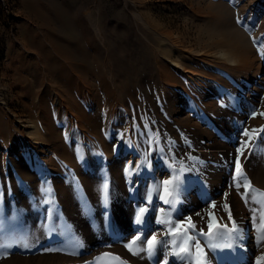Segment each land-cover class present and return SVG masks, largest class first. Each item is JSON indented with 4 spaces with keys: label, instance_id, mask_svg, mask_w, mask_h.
Listing matches in <instances>:
<instances>
[{
    "label": "rangeland",
    "instance_id": "obj_1",
    "mask_svg": "<svg viewBox=\"0 0 264 264\" xmlns=\"http://www.w3.org/2000/svg\"><path fill=\"white\" fill-rule=\"evenodd\" d=\"M208 1L223 3L229 11L223 15L209 14L212 9L206 6ZM219 16L220 27L236 31L238 39H241V34L237 31H240L253 49L251 54L256 58L255 69H252L255 75L250 77L253 79L250 82L251 88L252 85L255 87L252 88L254 91L251 97L239 99L237 93L242 81L222 74L219 76L228 81V85L225 88L213 87L216 94H220L218 97H204V100L212 99L216 107L221 109L225 108L224 105L229 109L238 106V109L234 108V113L220 115V123L224 124L225 129L219 125L215 128L206 127V132L217 142L220 150L200 147L191 141L186 132L184 134L186 126L174 119L177 115L169 112V100L166 99L170 91L182 89L183 85L176 84L181 88L170 83L164 85L155 66L158 60L167 62L162 49H170V43L159 33L168 34L173 39L179 38V48L171 51L172 59L180 57L189 67L195 66L193 62L202 64L201 60H197L201 56L195 50L206 44L208 31L217 30ZM238 18L241 21L239 23ZM67 61L74 64L76 70L68 69L70 62ZM77 70H83L91 78L92 88L80 84V92L75 91L73 95L79 96L75 98L88 114L94 115L96 112L97 133L81 131L75 118L66 113L65 122L63 106L50 101L48 103L54 110L56 117L51 112L52 122L58 128L62 141H72L85 148L81 152L82 160L86 155L98 156L102 167V161L114 158V161L136 169L139 157L137 149L150 151V162L154 160L153 163L158 165L152 167L149 163L148 168L160 172L157 183H161V177L167 172H175V181L171 188L168 187L172 193L182 185L190 184L194 178L201 185H207L209 173H223L220 190L226 192L224 197L209 201L206 212L198 218L192 213H185L181 227L172 231L171 237H165L164 245L172 242L173 233L177 237L175 245L172 242L166 252L170 248L179 250L183 246L189 248L192 257H197L205 250L216 252L213 247L220 245V236H225L230 228L228 207L225 208V205L231 203V196L227 195L238 193L247 204L251 202L255 206L259 224L255 231V250L257 258L263 254L264 240L259 237L264 232V187L261 186L259 173L263 171L260 164L264 162V132L260 131L264 128V0H0V101L11 119L32 112L37 117V109L29 104L51 89L47 81L42 79L41 73L55 76V79L45 78L56 85L63 83L70 74V77L77 80ZM222 73L227 72L222 70ZM189 87L184 85L185 90L195 93ZM193 87L197 88L195 84ZM104 88L112 93L111 98H122L123 103H119V100H111L109 103ZM127 92H130L129 96ZM180 95L183 102L176 104L181 109L180 115L196 122V104L191 105L195 96L184 93ZM94 97L100 100L99 109L97 105L94 106ZM86 100H93V105L88 106ZM37 123L41 125L40 120ZM158 129L161 135L155 137ZM246 131L252 136L250 142L249 136L245 135ZM168 135L172 138L169 139ZM246 142L247 146L243 147L241 155L240 150ZM131 144L135 146L134 151L129 149ZM151 144L155 146L154 149L159 148L151 151L148 148ZM223 144L230 149L228 157L227 151L222 149ZM2 151L5 152V149L0 141V153ZM237 158L243 173L239 177ZM71 182V200L68 193L63 192L67 187L64 183L59 186L56 181L49 182L43 188L35 189L32 202L36 203L39 195L41 202L35 210V219L31 221L29 209H23L22 201L19 203L14 197L15 193L7 190L0 181V194L3 191L0 200V264H139L142 252L140 244L144 245L146 240H151L155 233H150L151 236L146 239L141 235L139 240L136 233L143 226L150 225L148 223H155L157 216L150 214L147 209L142 222L137 224L136 215L140 208H145L140 204L148 202L149 195L157 199L160 185L155 183L152 190L149 188L152 193H137L134 202L138 208L133 207L134 211L129 212V215L122 213L126 215L125 219L120 216L113 218V225L118 221L119 227L106 232L102 224H108L111 208L117 204L113 192L117 181L108 191L107 203L105 190L101 186V198L98 200L99 206L102 205L98 210L102 214L101 221L90 214L93 198L87 193L89 187L86 182L80 177H73ZM128 200L132 201L129 197ZM178 205L173 202L172 208ZM189 221L194 228L188 227ZM97 229H100L98 235ZM127 229H132L131 234L120 237L118 232L124 234ZM189 236L192 239L185 245ZM197 242L200 252L195 248ZM232 244L235 243L230 242L231 250L234 249Z\"/></svg>",
    "mask_w": 264,
    "mask_h": 264
},
{
    "label": "bare ground",
    "instance_id": "obj_2",
    "mask_svg": "<svg viewBox=\"0 0 264 264\" xmlns=\"http://www.w3.org/2000/svg\"><path fill=\"white\" fill-rule=\"evenodd\" d=\"M206 6L212 9V11L209 12V14L212 15H223V13L229 11L228 7L220 2L212 3L208 1L206 2ZM217 18L219 20L216 23L218 26V28L216 27L217 30L210 32L208 31L209 36L207 35L208 39L206 44L201 48L195 50L197 55L201 56V58H197V60H201L203 65L201 63L199 64V62L195 58L194 60L198 63L193 62L195 66L190 67L186 64L187 62H185L184 60H180V57L172 59L171 51L177 50L179 48V38L173 39L168 34L159 33L163 35L165 41L170 43V49H162L164 55L166 56L165 58L167 59V62L164 63L158 60L156 61L157 65L155 66L161 74L160 80L164 85L167 83L172 84V86H175L177 83L183 85L182 89H176L175 92L170 91V95L166 99L169 100V112L171 114L173 113L177 115L174 119L178 123H182L184 126H186V128H184V134L186 132L187 135L191 137L192 140H190L194 144H199L200 147L214 149L218 148L220 150V147H217V142L210 138L209 133L206 132V127L215 128L217 125H219L222 129H225L226 127L224 126V124L220 123V115H225V113L232 114L235 112L234 108L238 109V106H234V108L231 107L229 109V107H226L227 105H224L225 108L221 109V107H216L212 99L204 100V97L206 95L211 96L212 98L218 97L220 94H216V92L213 90L215 88L213 87L220 88V86L224 87L228 85V81L226 82V80L221 78L219 74L228 75L232 78H238L242 81V83L240 84V90L237 93L239 99L244 98L246 100L249 96L251 97V94L254 91L253 89L255 87L252 85L253 89L251 88L250 82H252L253 79H251L250 77L255 75V73L252 72V69H255L256 58L253 54H251L253 49L249 45L246 37H244V35L240 31H237V33L241 34V39L236 38V31H228V29L220 27V16ZM93 27L95 28V26ZM68 65V69L71 68L73 71L76 70L74 64H72L71 62L68 63ZM198 65H200V67H198ZM222 70L226 71L227 73L223 74ZM76 73L78 77L77 80H74L73 77H70V74L69 77L67 76L68 78L63 83H56V85L51 80H47L45 78L47 77L55 79V76L51 75L50 73L40 74L42 76V79L47 81L51 89L48 92L43 93V95L37 96L34 101H30V107L32 106L33 109H37V117H35L32 112L30 114L21 116L15 115L16 119H11L10 115L6 111L7 109H4L2 105L3 103L0 101V141L2 142L5 149V152H3V150V153H0V181L5 185L4 187H6L7 190L13 191V193H15V195H13L15 199L19 201V203L20 201H22L21 203L23 209H29L28 215L31 221L35 219V210L39 207L38 203L41 202V200L39 199L40 195L36 198V203L32 202L33 199L31 198L34 197L33 191L37 188H43L45 185L49 184V182L53 183L54 181H56L57 184L59 183V186H62V184L67 181L66 184H64L67 186L66 188L70 189V191L68 192V189L63 187V192L64 194L68 193V197L70 199L72 198L73 192L71 190V187H73V185H71L73 177H80L86 182L87 186L89 187V189L86 187V189H88L87 193H89V195L93 198L91 201L92 208L90 209V214L93 216V218H96L97 221H101L102 214L98 211L99 207L102 208V205L99 206L100 201H98L99 198H101V186L104 189V185L107 184L109 191L114 183H116L115 181H117L115 185L116 190L113 191L115 193L114 201H116L117 204L111 208L112 214L107 219L108 224H102V229L104 231L112 232L111 230L117 229L119 227L118 221L115 225H113V218H117L120 216L121 219H125L126 215L122 213L125 212L128 215L129 212L133 213L134 208H138L136 203L134 202L137 193L146 194V192L149 191V188L151 189L153 185L157 183L156 180L157 178H160V172L156 173L152 170V168H150V171L148 165L150 163V165L154 167L157 166L158 163L157 165L153 163L154 160L150 162V151L146 152L145 150H140L136 147L137 152L139 153V157L136 161L138 163L136 169L130 168L129 166H127V164H122V162H116L114 161V158H108L109 160L102 161L103 165L101 167V165H99L100 161L98 159V156L93 157L86 155L82 160L81 152H83V150L85 149L84 147H82V145L80 146L78 144H74L72 141H65L66 144L64 145L65 142L62 141V137H60L58 128H55V125L52 122L51 112L54 115V110H52V106H49L48 101H50V103L54 102L56 104H60V106H63L65 115H62L63 119H67L66 114H69L71 118H75L74 121H76V123L80 126L81 131L91 132L94 134L97 133V122L95 121V119L98 116L96 112L94 115L88 114L78 104L75 98L76 95H73V92L75 91L80 92V84H83L88 88H92V83L90 81L91 78L89 79V76L85 74L83 70H77ZM193 84L197 86L196 89H194ZM184 85L186 86V88L191 86L195 93L193 91H187L188 89L185 90L186 88L184 89ZM175 87L181 88V86L179 85H176ZM191 88L189 87V90ZM104 89L107 90L104 93L106 94L109 103H111V100H119V103H123L122 98L120 99L119 97L114 96L111 98L112 93L109 92L107 88ZM178 90H181V93L177 92ZM129 93L130 92H127L128 96ZM182 93L186 95L192 94L193 97L195 96V100H193V103L191 101L190 102L191 105L196 104L195 109L198 111L197 117H194V119H196V122L193 119L188 118L187 116L180 115L181 111L179 110L181 109L176 104L183 102V98L180 95ZM118 94H120V92ZM85 98H87V96H85ZM86 101V103H88V106L93 105V100ZM96 105L97 109H99L100 100L98 97H94V106L96 107ZM221 106H223V104H221ZM169 112L167 113L170 114ZM11 115L14 114L12 113ZM54 117L56 116L54 115ZM55 119L57 118H54V120ZM37 120L41 121V125L37 123ZM172 121L173 119L171 120V122ZM15 122H18V124H16ZM62 127H65V125H63ZM160 129H158L159 132L154 135L155 137L161 135ZM152 130L155 131V128H153ZM168 138L170 139L172 137L168 135ZM157 141L155 140V142ZM14 142H16V145H14ZM95 142L96 141L93 142L94 145L96 144ZM223 145L222 149H224V151H227L226 155L228 157V155L230 154V149H228L227 145ZM96 146L97 145H95V147ZM129 147L128 148L130 150L134 151L135 146H132L131 144ZM148 148L151 149V151H156L159 147L154 149L155 146L151 144ZM221 153L224 152L222 151ZM153 156H155V154ZM103 157L105 156L103 155ZM116 157L119 158V156ZM260 165L261 170L263 171L259 173V178L262 182L261 186L264 187V162H261ZM147 168L149 171L146 170ZM174 177V171L167 172V174L161 177V183H157V186L160 185L158 189V196H156L157 199L154 198L155 196L153 195L151 196V199H149L150 195H147L149 201L146 199L148 202H145L143 200L145 203L142 202L143 204H140L144 205L145 208L148 209V212L150 214H156L157 219L155 223H148L150 225L143 226L141 230L136 233V237H140L142 235V237L144 236L146 239L151 236L149 235L150 233L154 232V236L159 242L155 245L151 253L147 248V240L144 245H141L139 243L142 249V252H140L141 260L139 261V264H165V262H167V264H195L198 259L202 260L203 264H257V261L260 259L259 257L264 256V252L263 254L258 255L257 258V252L255 250V231L257 230V228H259V224L255 215V206H253L251 202L249 203L250 205L247 204L246 201H244L238 193H235V195L232 193L228 194L229 196L227 195V197L231 196V203H229L227 206V218L228 222L230 223V228L225 236H220L221 246L217 245L216 247H213L216 252H213L212 249L210 251L205 250V252H200L197 257H192L191 255L187 254L175 255L173 253L178 252L179 250L174 248L173 250L170 248L168 249L169 252H166V248L171 247L170 245L173 241H176L177 237L173 233L172 242H168V245H164L165 237H171L172 231H177L176 225H180L181 223H183L185 213H189V215L192 213L198 218L206 212L209 201H211L212 199L217 200L219 196L221 198L224 197V193L226 194V192L220 190V182H222V178L224 177L223 173L221 174L220 172L209 173L206 178L208 183L207 185H201L199 181L194 178V180L190 184H185L184 186L182 185L178 190L175 189L173 193L171 192V195H168V192L170 191L165 192L164 181L173 182L175 181ZM47 179H50L48 180V183ZM171 185L172 183L168 185L167 188L169 186L171 188ZM60 189H62V187ZM151 190L149 191V193H152ZM126 192L128 193L127 195ZM2 193L0 194V200L2 198ZM124 197H126L125 200ZM128 197L132 201H129ZM165 200H167L168 202H165ZM122 201L123 204L121 203ZM173 202H177L180 205H178L177 208H172ZM88 216L89 215H87V217ZM90 217L91 216H89V218ZM127 217L129 218V216ZM159 220L161 221L159 222ZM94 222L95 221H93V224ZM95 225L97 224L95 223ZM96 227L99 228L98 226ZM234 228L235 231H233ZM93 229H95V227ZM97 230H99V232H97L98 235L100 234V229ZM131 231L132 229H127L123 232L124 234L120 232H118V234L120 235V237L123 235L126 236L131 234ZM231 241L235 243L234 245L232 244L234 248L233 250L229 248V244ZM200 242L203 247V242ZM173 245L175 244L173 243ZM162 253L164 254L163 257H161ZM160 258L161 260L159 261Z\"/></svg>",
    "mask_w": 264,
    "mask_h": 264
},
{
    "label": "snow or ice",
    "instance_id": "obj_3",
    "mask_svg": "<svg viewBox=\"0 0 264 264\" xmlns=\"http://www.w3.org/2000/svg\"><path fill=\"white\" fill-rule=\"evenodd\" d=\"M241 22L238 18V23ZM255 131V130H254ZM261 132H264V128L260 129ZM245 135L246 136H249V142L251 141L252 139V136L249 134V132H245ZM247 143H245V145L242 146L241 148V155L243 154V147H246L247 146ZM236 169H237V174H238V177L239 176H242L243 173L241 171V163H240V160L239 158H237L236 160ZM172 183V181H164V185H165V192H168V188L167 186L170 185ZM104 190H105V203H107V199H108V186L107 184L104 185ZM168 195H171V192H168ZM164 198V197H162ZM149 199H151V196H149ZM165 202H168L167 200H165ZM225 208H227V205H225ZM147 211L146 208H140L139 209V212L138 214L136 215V223L137 224H140L142 222V218H143V215L144 213ZM180 225H176V228H179ZM188 227L189 228H194L195 226L191 223V221L188 222ZM211 227V225H210ZM233 231H235V228L233 229ZM141 239V237H137V240ZM192 238L189 236L187 237V239L185 240V245H187L188 241H190ZM260 240H264V232L261 233L260 237H259ZM159 241L157 240V238L155 236L152 237L151 240H147V248H148V251L151 253V251L153 250V248L155 247V245L158 243ZM135 243V241H133V244ZM173 243L175 244L176 242L173 241ZM195 248L197 250V252H200V247H199V242L196 243L195 245ZM129 249L131 250V245H129ZM135 254V253H134ZM173 254L175 255H181V254H187V255H191V252L189 250V248L187 246H183V247H180L179 248V251L178 252H174ZM165 264H167V262H165ZM195 264H203V261L202 260H197L195 262ZM257 264H264V256H262L258 261H257Z\"/></svg>",
    "mask_w": 264,
    "mask_h": 264
}]
</instances>
